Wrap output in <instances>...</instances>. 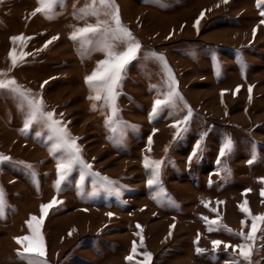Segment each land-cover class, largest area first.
Listing matches in <instances>:
<instances>
[{
    "label": "rangeland",
    "instance_id": "1",
    "mask_svg": "<svg viewBox=\"0 0 264 264\" xmlns=\"http://www.w3.org/2000/svg\"><path fill=\"white\" fill-rule=\"evenodd\" d=\"M112 2L141 45L117 89L115 116L106 93L91 100L96 93L85 83L109 47L119 53L129 46L111 31L113 8L99 0H56L51 8L0 0V79L42 98L44 111L79 138L84 162L57 185V138L39 117L26 126L27 106L21 111V100L0 90V155L10 157L0 161V264H29L16 238L32 235L27 222L54 198L41 227L46 264H141L144 253L150 264H264V223L251 241L239 235L252 225L240 205L264 215V4ZM86 26L100 31L71 38ZM18 36L25 39L13 42ZM13 49L25 54L15 67ZM173 87L178 96L152 115L154 101ZM189 109L190 119L179 123ZM145 158L161 162L152 187ZM205 217L218 221L212 231ZM213 241L222 243L214 248ZM241 244L251 246L249 260Z\"/></svg>",
    "mask_w": 264,
    "mask_h": 264
},
{
    "label": "snow or ice",
    "instance_id": "2",
    "mask_svg": "<svg viewBox=\"0 0 264 264\" xmlns=\"http://www.w3.org/2000/svg\"><path fill=\"white\" fill-rule=\"evenodd\" d=\"M41 4H46L48 8H51L52 4L56 2V0H38ZM102 5H107L110 8H113L111 13L112 19L115 23V28L111 29L114 33H120L123 36L127 37L130 41L129 46L123 52L116 53L111 47H109L106 51L107 58L103 61H99L97 63V68L92 72L91 75L86 76L85 83L88 84L89 88L96 93L94 96H89L91 100H100V93L103 91L106 93L105 101L106 104L111 108L113 116L116 115L118 109L115 105V100L117 98L118 92L117 89L120 86V82L124 79V74L126 71L127 65L136 58L137 53L141 47L139 42L135 41L132 37V34L121 24L119 19V9L114 5L112 0H99ZM227 2V0H225ZM95 0H93V4ZM259 3L264 4V0H259ZM36 11H44V8H38ZM35 14V13H33ZM95 14V13H93ZM264 15V13H262ZM204 16V12H201L200 17L197 18L195 22V27L199 26V21ZM100 31L98 26H86L82 29H78L73 33L72 39L76 40L78 36H84L85 34H96ZM109 31V29H105V33ZM255 34V29L253 30ZM13 42L20 40L23 41L25 38L23 36L12 37ZM57 39V37H53V40ZM52 41H47L45 47L50 44ZM90 42V41H89ZM25 54H21L20 57H17L16 50L13 49L9 56L12 60L13 67L16 66L18 59H23ZM153 55L159 56V54L153 53ZM163 59L162 56L159 57ZM165 68L167 65L165 63ZM6 74L0 73V76H4ZM47 83V82H45ZM175 81L173 79L172 84L175 85ZM9 89L10 94L13 95L14 98L20 99L21 103L18 107L21 111L25 110V106H27L28 111L26 113L25 124L26 126H30L32 123L37 121V117L45 124L48 130L52 133L53 136L57 138L56 150H63V154L59 157V162L57 164L58 176L59 180L57 181V185L60 182L64 181L72 172L73 168L77 164H83L82 157L80 155L81 149L77 144V140L79 138L72 137L71 134L67 131L66 126L63 125L62 121L54 118L53 112H45L44 111V102L42 98H36L31 96L30 90H24L22 86L18 85L14 79H0V90ZM251 91V89H249ZM178 96V92L173 87L167 93L166 99H156L154 101V106L152 110V115H155L158 110H160L164 106H168L172 104L174 97ZM95 104L93 105V110H95ZM191 117V110L189 109L188 116L185 117L184 121L179 123H186L188 119ZM111 123V121H106V124ZM179 123L174 125L178 128L179 131ZM51 138V137H50ZM149 144H151V140L149 139ZM231 141H227L221 148L220 155L223 156L225 154L226 149L230 148ZM199 145H197V149ZM195 155V151L193 153ZM10 157H5L0 155V161L9 160ZM161 162L160 161H150L148 158L144 160V166L146 169H152V178L148 180L149 187H152L158 180L159 168ZM30 167V166H29ZM84 167L91 170V165L84 164ZM94 175L99 176L98 173H94ZM102 180L107 181L108 178L101 177ZM108 183H111L110 181ZM262 196H264V191H262ZM4 203V195L2 189H0V207L3 206ZM58 201L54 198L48 204L41 205V215L40 217L31 216L30 220L27 222L28 226L32 232L31 236L17 237V243L22 244L24 248L23 253H18L22 258H27L29 260V264H46V261H43L42 257L45 255V245L43 241V237L41 234V227L44 222L45 217L48 214L49 209L56 206ZM246 203L240 205V210L244 212L247 216H249L252 220L251 230L245 236L243 232L239 233V235L246 241H251L254 239L255 234L259 228L260 223H264V215L252 216L250 210L246 207ZM207 206V205H206ZM109 215H112L109 213ZM206 222L209 224V231H212V225H216L218 223L217 220L208 221V219L204 218ZM244 221H241V224L244 225ZM139 227V225H138ZM174 227V226H173ZM230 231V230H229ZM213 247H218L222 242L221 241H213ZM227 247V245H226ZM239 250V254L245 260H249L251 255V246L248 244H241L236 246ZM136 246L133 245L132 253L136 254ZM197 251H203L202 249H197ZM25 254H30L25 256ZM133 255H129L126 257L127 260L131 261L133 259ZM145 259L141 264H150L151 254L144 253Z\"/></svg>",
    "mask_w": 264,
    "mask_h": 264
}]
</instances>
